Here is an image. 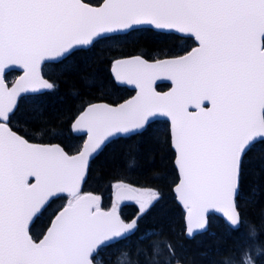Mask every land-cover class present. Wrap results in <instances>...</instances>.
I'll return each mask as SVG.
<instances>
[{
	"label": "snow or ice",
	"instance_id": "1",
	"mask_svg": "<svg viewBox=\"0 0 264 264\" xmlns=\"http://www.w3.org/2000/svg\"><path fill=\"white\" fill-rule=\"evenodd\" d=\"M140 30L184 34L198 46L154 62L113 60L114 79L137 94L117 106L89 103L73 125L87 137L75 153L14 130L25 104L39 113L41 90L56 88L44 66L54 77L98 44ZM6 69L23 75L9 84ZM161 79L171 82L169 92L156 91ZM157 116L170 118L179 173L173 191L186 209L189 238L206 230L209 210L237 226L250 157L264 148V0H0V264H96L101 252L136 235L162 199L159 189L116 179L105 208L81 184L107 144L147 135ZM65 193L67 205L34 237L31 227L51 198ZM130 204L136 210L129 217ZM152 235L159 233L139 238ZM165 252L162 264H172L170 242H152L154 257Z\"/></svg>",
	"mask_w": 264,
	"mask_h": 264
},
{
	"label": "trees",
	"instance_id": "2",
	"mask_svg": "<svg viewBox=\"0 0 264 264\" xmlns=\"http://www.w3.org/2000/svg\"><path fill=\"white\" fill-rule=\"evenodd\" d=\"M100 1L88 0L91 4ZM189 44L188 37L173 33L132 31L73 58L70 67L54 77L48 75V67L44 66L43 75L50 83H55L56 88L43 92L39 113L34 111L32 104L26 103L20 118L14 122V130L31 142L58 143L75 153L84 137L72 133L71 123L82 109L97 101L116 104L133 93L114 82L110 72L113 60L131 55L147 59L175 56ZM15 75V71H9L5 78L10 80ZM166 87V84H160L157 89ZM116 179L139 188L159 189L162 199L141 220L136 235L101 253L102 264H135L137 260L140 264H162L166 252L156 257L151 254L152 242L158 239L169 241L175 250L172 264L176 259L186 264H245L247 259L251 264H264V148L261 146H257L248 163L244 191L239 200L241 224L237 229H231L221 218L211 216L208 231L192 238L184 236V212L173 194L178 173L166 120L151 123V131L145 136L133 135L107 144L92 160L82 191L101 195L102 206L107 207L111 202V183ZM68 199L61 195L50 201L47 211L31 229L34 237L42 236L53 213L67 204ZM135 210V206L130 205L124 212L130 217ZM149 229L159 235L140 239V235Z\"/></svg>",
	"mask_w": 264,
	"mask_h": 264
},
{
	"label": "water",
	"instance_id": "3",
	"mask_svg": "<svg viewBox=\"0 0 264 264\" xmlns=\"http://www.w3.org/2000/svg\"><path fill=\"white\" fill-rule=\"evenodd\" d=\"M100 3H101V2H100ZM100 3H99V4H100ZM92 5H93V4H92ZM97 5H98V4H97ZM160 32L174 33V34H177V35H180V36H186V35H184V34H179V33H175V32H169V31H167V30H165V31H160ZM193 40H194V38H193ZM194 41H195V40H194ZM195 42H196V41H195ZM196 43H197V42H196ZM196 46H198V45H196ZM196 46H195V47H196ZM189 51H190V50H189ZM184 54H185V53H184ZM182 55H183V54H182ZM134 56H137V55L125 56V57H121V58H118V59L130 58V57H134ZM141 57H142V56H141ZM142 58H144V57H142ZM164 58H168V57H164ZM164 58H160V59H164ZM144 59H146V58H144ZM147 60H148L149 62H154L156 59H155V60H149V59H147ZM111 68H112V66H111ZM8 71H10V70H7V69H6L5 74H6ZM16 71L18 72V75L15 77V79H14L13 81L17 80L21 75H23V71H22V70H16ZM110 71H111V69H110ZM111 74H112V77H113V79H114V75H113L112 71H111ZM44 78L47 79L46 77H44ZM13 81H12V82H13ZM6 82H7V81H6ZM12 82H11V83H12ZM114 82H115L117 85L126 86V87H128V88L134 90L133 94H132L129 98H127L126 100H124V101H122V102H119V103H117V104H110V103H106V102H103V101L93 102V104H109V105H112V106H117V105H119V104H121V103H124L125 101L130 100V99H132V98H134V97L136 96L138 89H136L134 85L122 84V83L116 81L115 79H114ZM11 83H9V84H11ZM162 83L168 84L169 87H168L166 90H164V91H159V90H157V89H156V91H157V92H160V93H167V92H169V91L171 90L172 85H171V82L168 81V80H166V79L157 80L156 83L154 84V87L156 88V86H157L158 84H162ZM41 91H42V92H45L46 90H41ZM87 106H88V105H86V106L83 108V110H82V111H81V112H80V113L74 118V120H73L72 123H71V131H72L75 135H83V136H84V140L87 139L86 135H84L83 133H80V132H76V131H74V129H73V125L75 124V121H76V119L79 117V115H80L84 110H86ZM156 120H166V121H168V123H169V130H170V118L163 117V116H157V117L151 118L150 123H152V122H154V121H156ZM84 140H83V142H84ZM32 143H38V144H58V143H40V142H32ZM82 144H83V143H82ZM173 150H174V149H173ZM174 153H175V152H174ZM174 159H175V157H174ZM174 165H175V164H174ZM177 173H178V171H177ZM178 176H179V173H178ZM30 182H33V183H34V182H35L34 178H30ZM177 182H178V181H177ZM83 184H84V182L81 184V190H82ZM173 188H174V187H173ZM173 192H174V191H173ZM85 193H89V192H85ZM93 194H94V193H93ZM60 195H63V194H59V196H60ZM64 195H67V194L65 193ZM174 198H175V201L180 205V207L182 208V210L185 212V213H184V224H185L184 234H185V236H186L187 238H189V235L187 234V231H186V229H187L186 209H184L183 206H182V204H181L180 202L177 201L176 196H175V193H174ZM52 199H54V198H51V200H52ZM65 206H66V205H65ZM62 210H63V207H62L60 210H58L56 214H58L59 211H62ZM211 214L216 215V216L222 218V219L224 220V222H225L230 228H232V229H237V228L240 226V224H241V217H240V214H239V219H238V225L235 226V227L231 226L230 222L227 220V218L224 216L223 213H221V212H219V211H217V210H209V212L207 213V217H209V215H211ZM53 219H54V217L51 219V221H52ZM51 221H50L48 227L51 226ZM48 227H47V228H48ZM207 230H208V225L206 226V230H194L192 237H193L195 234H197V233H202V232H205V231H207ZM46 232H47V229H46V231H45V234H46ZM41 238H42V237H41ZM180 264H186V263L180 262Z\"/></svg>",
	"mask_w": 264,
	"mask_h": 264
},
{
	"label": "rangeland",
	"instance_id": "4",
	"mask_svg": "<svg viewBox=\"0 0 264 264\" xmlns=\"http://www.w3.org/2000/svg\"><path fill=\"white\" fill-rule=\"evenodd\" d=\"M111 206V202L108 204V206L107 207H105V208H108V207H110ZM102 253V252H101ZM99 254L98 255V257H97V261H96V263L97 264H102V262H103V260H102V254Z\"/></svg>",
	"mask_w": 264,
	"mask_h": 264
},
{
	"label": "flooded vegetation",
	"instance_id": "5",
	"mask_svg": "<svg viewBox=\"0 0 264 264\" xmlns=\"http://www.w3.org/2000/svg\"><path fill=\"white\" fill-rule=\"evenodd\" d=\"M189 39H190V44H189L188 48H187L186 50H184L182 53H184V52L190 50L191 48H193V47L195 46V42L193 41V39H191V38H189ZM180 54H181V53H180ZM130 205H131V204H130ZM31 229H32V227H31Z\"/></svg>",
	"mask_w": 264,
	"mask_h": 264
}]
</instances>
